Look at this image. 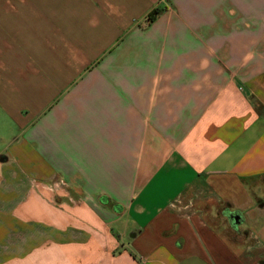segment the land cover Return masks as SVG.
I'll return each instance as SVG.
<instances>
[{
  "label": "crops",
  "instance_id": "obj_1",
  "mask_svg": "<svg viewBox=\"0 0 264 264\" xmlns=\"http://www.w3.org/2000/svg\"><path fill=\"white\" fill-rule=\"evenodd\" d=\"M0 121V264H264V0H0Z\"/></svg>",
  "mask_w": 264,
  "mask_h": 264
},
{
  "label": "rangeland",
  "instance_id": "obj_2",
  "mask_svg": "<svg viewBox=\"0 0 264 264\" xmlns=\"http://www.w3.org/2000/svg\"><path fill=\"white\" fill-rule=\"evenodd\" d=\"M15 136V134H12V131L7 129L6 125H2L0 121V139H3V141H0V154L4 153L5 150H11V147L13 146V142H10V140Z\"/></svg>",
  "mask_w": 264,
  "mask_h": 264
},
{
  "label": "trees",
  "instance_id": "obj_3",
  "mask_svg": "<svg viewBox=\"0 0 264 264\" xmlns=\"http://www.w3.org/2000/svg\"><path fill=\"white\" fill-rule=\"evenodd\" d=\"M159 15V10H154L152 11L149 15H148V18H147V21L149 23L153 22L157 16Z\"/></svg>",
  "mask_w": 264,
  "mask_h": 264
},
{
  "label": "water",
  "instance_id": "obj_4",
  "mask_svg": "<svg viewBox=\"0 0 264 264\" xmlns=\"http://www.w3.org/2000/svg\"><path fill=\"white\" fill-rule=\"evenodd\" d=\"M232 221H233V224H234L235 226L238 225L239 216H238V215L233 216V217H232Z\"/></svg>",
  "mask_w": 264,
  "mask_h": 264
}]
</instances>
